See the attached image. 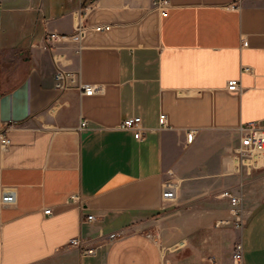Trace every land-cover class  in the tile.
Segmentation results:
<instances>
[{"label": "crops", "instance_id": "obj_1", "mask_svg": "<svg viewBox=\"0 0 264 264\" xmlns=\"http://www.w3.org/2000/svg\"><path fill=\"white\" fill-rule=\"evenodd\" d=\"M170 2L164 16L152 0H0V134L10 139L0 138V194L17 191L0 203V264H231L233 251L219 254L190 224L168 254L153 234L167 180L179 205L239 196L243 225L227 240L242 242L244 264H264V167L235 164L240 126H264V0ZM49 31L63 37L43 48ZM59 67L104 92L58 90ZM232 78L240 90L227 88ZM133 116L143 138L120 126ZM75 236L97 253L70 246Z\"/></svg>", "mask_w": 264, "mask_h": 264}, {"label": "built area", "instance_id": "obj_2", "mask_svg": "<svg viewBox=\"0 0 264 264\" xmlns=\"http://www.w3.org/2000/svg\"><path fill=\"white\" fill-rule=\"evenodd\" d=\"M239 1V0H238ZM170 0H152V5L154 8L161 11L162 15L168 14V8L170 6ZM235 7V4L233 5ZM110 24H101L94 26L96 30L109 29ZM88 28L82 20H80L76 26L74 37L79 39L85 30ZM62 34L55 31H49L45 35V42L42 44L43 48H51L54 44L62 38ZM243 46L248 45V41L243 40ZM248 70L247 66H243L242 72ZM56 88L60 91L67 89L76 88L83 95H94L104 92V87L101 85H96L93 83L84 82L80 79V74L76 70L65 69L59 67L56 75ZM227 88L229 90H240L241 82L239 78H232L227 82ZM88 121L83 120L80 127L87 126ZM159 125L160 127L168 126L167 114L162 112L159 115ZM121 128L129 129L134 132V136L138 139L143 138L144 133L147 128L143 126L142 118L140 116H133L124 119L121 123ZM195 135L194 130H188L186 133L187 143L192 142ZM240 143L236 148V159L237 163L242 165L257 168L264 167V163H260L259 159L264 161V126L257 122H248L243 124L239 128ZM1 142L4 146L10 144V139L4 135L0 134ZM179 184L174 180H167L162 185L161 199L164 206L171 205L178 198ZM222 195L228 197L232 208L230 210V215L232 218V223L236 228H240L243 225L242 210L240 207L241 198L233 194L230 190H224ZM17 200V191L15 188H4L0 194V203L2 206H8L14 204ZM71 201H78L79 196L72 195L70 197ZM46 214L52 213V208H47L44 210ZM96 217L93 214H88L86 220L93 221ZM230 222V221H228ZM121 232H112L109 234L110 239H116L121 236ZM70 246L76 247L80 250L81 254L84 256L95 255L97 253V247L89 246L88 241L83 239L81 236H75L70 239ZM209 261L215 264L217 261L216 256L212 255L209 257ZM231 264H244V250L241 241H237L234 245Z\"/></svg>", "mask_w": 264, "mask_h": 264}, {"label": "rangeland", "instance_id": "obj_3", "mask_svg": "<svg viewBox=\"0 0 264 264\" xmlns=\"http://www.w3.org/2000/svg\"><path fill=\"white\" fill-rule=\"evenodd\" d=\"M224 190L217 191L206 200L190 201L187 205H179L177 199L171 205L165 206L167 211L165 217L153 220L156 223L153 234L161 241H166V244L170 243L168 254L177 252L181 248L180 242L184 234L179 227L182 224H190L191 228L196 226L194 231L198 232L192 231L190 235L198 236L204 244H217L219 254L229 256L232 253L237 240L232 245L227 238L231 234V230L237 228L231 221L232 205L229 198H222L224 203L219 199V194L221 195ZM207 251L214 252L211 249H207Z\"/></svg>", "mask_w": 264, "mask_h": 264}, {"label": "bare ground", "instance_id": "obj_4", "mask_svg": "<svg viewBox=\"0 0 264 264\" xmlns=\"http://www.w3.org/2000/svg\"><path fill=\"white\" fill-rule=\"evenodd\" d=\"M260 160V159H259ZM235 164H237V159L235 158Z\"/></svg>", "mask_w": 264, "mask_h": 264}]
</instances>
